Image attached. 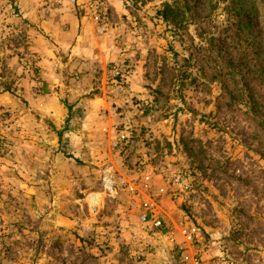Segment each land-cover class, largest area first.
Here are the masks:
<instances>
[{"label":"rangeland","instance_id":"374dc122","mask_svg":"<svg viewBox=\"0 0 264 264\" xmlns=\"http://www.w3.org/2000/svg\"><path fill=\"white\" fill-rule=\"evenodd\" d=\"M35 1L0 0V264H264V0H114L116 61L96 48L88 81L67 75L59 129Z\"/></svg>","mask_w":264,"mask_h":264},{"label":"crops","instance_id":"0c3cea01","mask_svg":"<svg viewBox=\"0 0 264 264\" xmlns=\"http://www.w3.org/2000/svg\"><path fill=\"white\" fill-rule=\"evenodd\" d=\"M39 1L36 0V4ZM113 1L107 0L111 7ZM76 2L73 5L68 0H45V5L51 4L45 7V15L42 10L26 15L35 26H31L29 30L30 49L37 52L41 60L38 62L42 70L41 76L48 89L45 93V108L41 113L44 114L43 118L48 119L57 129L65 123L67 116L58 95L63 93L67 75H75L76 80L81 77L88 81L97 67L96 48L101 57L109 52L110 60L116 61L118 56V48L112 46L110 36L96 32L94 22L84 9L88 0ZM41 33L45 34V40Z\"/></svg>","mask_w":264,"mask_h":264},{"label":"built area","instance_id":"2783aa9c","mask_svg":"<svg viewBox=\"0 0 264 264\" xmlns=\"http://www.w3.org/2000/svg\"><path fill=\"white\" fill-rule=\"evenodd\" d=\"M68 1L73 5L77 3L76 0ZM84 9L88 11L91 20L94 22L96 32L100 35H104L108 27L111 25V5L106 0H88V2L84 5ZM19 35V38L21 39L22 34L20 33ZM127 70L128 66L125 64V62L119 61L113 63V66L109 71L111 80L115 82V90L118 92H122L124 86L127 84ZM126 139L127 135L124 132H121L115 137L114 145L120 146ZM102 175L104 191L110 196L115 195L120 186V178L112 174L109 169H105L104 172H102ZM143 207L146 209V212L141 214L140 221L143 224H150L155 230L161 229V221L148 214V208L150 207L148 203H144ZM184 234L188 241L192 239V236L187 232H184ZM192 264H199V260H194Z\"/></svg>","mask_w":264,"mask_h":264},{"label":"trees","instance_id":"16d2710c","mask_svg":"<svg viewBox=\"0 0 264 264\" xmlns=\"http://www.w3.org/2000/svg\"><path fill=\"white\" fill-rule=\"evenodd\" d=\"M174 8L166 4L163 8V11L161 12V17L164 21L168 23H175V18L173 16ZM251 100L255 103L256 100L251 96ZM257 105H258V99H257Z\"/></svg>","mask_w":264,"mask_h":264},{"label":"bare ground","instance_id":"6f19581e","mask_svg":"<svg viewBox=\"0 0 264 264\" xmlns=\"http://www.w3.org/2000/svg\"><path fill=\"white\" fill-rule=\"evenodd\" d=\"M97 198H98V197H97L96 195L93 196V200H94L95 202H97Z\"/></svg>","mask_w":264,"mask_h":264}]
</instances>
